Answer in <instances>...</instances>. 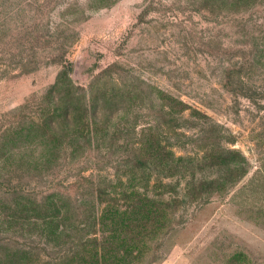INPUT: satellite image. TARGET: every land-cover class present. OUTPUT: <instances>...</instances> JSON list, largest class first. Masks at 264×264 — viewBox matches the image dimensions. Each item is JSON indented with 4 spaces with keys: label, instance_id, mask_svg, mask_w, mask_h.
I'll return each mask as SVG.
<instances>
[{
    "label": "rangeland",
    "instance_id": "rangeland-1",
    "mask_svg": "<svg viewBox=\"0 0 264 264\" xmlns=\"http://www.w3.org/2000/svg\"><path fill=\"white\" fill-rule=\"evenodd\" d=\"M156 143L139 264H264V0H0V177L66 192L74 228L35 263Z\"/></svg>",
    "mask_w": 264,
    "mask_h": 264
},
{
    "label": "trees",
    "instance_id": "trees-1",
    "mask_svg": "<svg viewBox=\"0 0 264 264\" xmlns=\"http://www.w3.org/2000/svg\"><path fill=\"white\" fill-rule=\"evenodd\" d=\"M135 149L129 160L132 171L124 179L116 177L118 182L113 186H119L118 190L98 181L91 186L89 212L78 220L77 227L86 235L84 241L73 245L69 240L66 251L38 263L35 262L42 253L40 248L45 251L48 246L61 245L58 239L69 236L74 230L65 224L71 213L64 203L68 201L67 193L53 187L33 189L28 186L32 178L26 182L21 173L2 175L0 264H59L74 258L78 260L75 264H139L142 254L139 246L147 238V231H143L146 218L156 211L155 198L141 185H147L154 178L150 172L158 162L164 161L159 164L165 170L162 176L171 175L167 160L173 155L172 151L166 150L163 156L157 143L152 152L146 151L145 154L141 153L139 146ZM135 169H140V174H136ZM32 240H36L37 246L31 243ZM78 245L80 251L76 249Z\"/></svg>",
    "mask_w": 264,
    "mask_h": 264
}]
</instances>
